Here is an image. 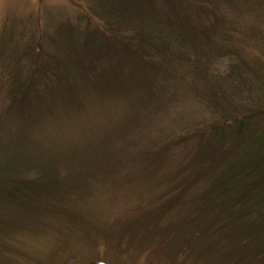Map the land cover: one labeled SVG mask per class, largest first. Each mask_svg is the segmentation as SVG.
Here are the masks:
<instances>
[{
	"label": "rangeland",
	"instance_id": "obj_1",
	"mask_svg": "<svg viewBox=\"0 0 264 264\" xmlns=\"http://www.w3.org/2000/svg\"><path fill=\"white\" fill-rule=\"evenodd\" d=\"M121 1L0 0V175L17 187L11 175L19 171L4 174L9 160L56 173L41 202L0 196V264L215 260L200 254L197 235L186 251L180 246L195 234L196 206L218 164L244 151L247 136L264 129V115L236 137L210 105L203 78L220 82L215 90L226 92L235 121L264 110V0H130L134 33L187 31L182 44L170 41L177 51L169 64L141 49L139 35L119 34L120 48L135 36L130 46L154 58L152 70L139 56L106 53L110 5ZM31 54L61 80L39 75L29 105H13L15 77L28 80L37 70ZM172 223L177 236L165 233ZM244 249L232 246L245 257L238 264H264L247 253L250 244Z\"/></svg>",
	"mask_w": 264,
	"mask_h": 264
},
{
	"label": "trees",
	"instance_id": "obj_2",
	"mask_svg": "<svg viewBox=\"0 0 264 264\" xmlns=\"http://www.w3.org/2000/svg\"><path fill=\"white\" fill-rule=\"evenodd\" d=\"M124 1H121L120 5H110L112 6V13L107 17L108 21L106 22L108 24L106 32L110 35L104 37L108 41L105 49L106 53L114 51L113 54H116V52H120V57L126 60H131L139 56V59L140 57L142 58L140 59L142 66H145L147 70L156 69L154 58H152L150 54L147 55L140 49L138 51L130 46L131 39L135 36L129 40L123 41V47H119L122 46L120 44L122 40L119 38V34L132 33L133 29L131 28L138 25L136 21H133V15L135 14L131 12L133 9L131 8L132 3L130 0ZM137 29L138 27L132 35H139V41L141 42L139 47L141 49L147 46L150 47V50L154 53L151 54L152 56H158L168 64L177 51L176 49L172 52L169 51L170 41H174L176 45L178 42L182 44L181 41H184V37L181 36V32H187L179 28L175 31H170V35H168L166 31L155 35L151 34L150 31L148 35L147 33H142L145 28L140 32H138ZM167 39L169 40L167 41ZM119 40L121 41L120 43H118ZM107 41L104 40V43ZM200 42H202V40ZM116 47H119L120 50H116ZM37 49H40V52H42L41 43ZM31 59L33 60V64L36 65L37 70L31 71V77L28 80L22 79L19 81L18 76L15 77L17 84L15 85L14 91L11 92V97L14 99L13 105L17 102L22 106H26L32 101L38 88L35 86V82H38L39 75L42 76L43 80L55 82L61 80L59 70L51 65L42 66L37 63V56L33 54H31ZM203 79L210 83L209 86H212V90L209 92L207 91L205 94L210 105H213V107L216 105L218 108L217 111H220L221 115L226 119V123L230 125V133L233 131L236 133V137L247 132L251 124L250 119L264 115V110H260L254 112L250 116H245L238 122L235 121L237 118L232 117V109L228 108L231 106V101L227 98L228 96H221L225 91L221 93L220 90H215L216 88L220 89V82L215 80V77H211V74H208V77L204 76ZM233 87L235 88V86ZM233 87H230V91L234 90ZM223 132L228 134V130L226 129H223ZM247 138L248 140L245 142L248 141V143L243 152L240 150L226 160V162L222 161L223 163L220 162V164H218V172L212 178L209 188L204 192V202H202L210 207V213L208 210L205 211L204 207L206 205L202 204L201 201L199 205L197 204L196 207H199L202 216L194 225L193 230H195V234H193L192 231L188 232L185 238L190 240H187V243L180 246L182 251H186L185 249L189 245V241H194V235H197L196 241L200 254L214 257L215 260L213 264H238V262L242 261V259L244 260L245 257L243 254H238V251L233 252L232 246L238 250L241 249L242 253H244V246L249 244L250 249L247 253L250 254V257L254 258V260L256 259L255 262L264 260V129L259 132L258 135H250L247 136ZM232 140L234 141L235 139L232 138ZM229 145L231 144L228 143V146ZM221 154H223V151ZM12 161L13 160H9L7 169H3L5 170L4 174L12 173V171L17 172L16 170H18L21 176L11 175L13 179H16L14 184H16L17 187H9V185H11L10 181H7L5 177L0 175V196L13 200L15 197H18L24 200L22 202L27 201L31 203L41 202V200L38 201V199H45L42 197L48 199L50 185L55 182V179L51 180L56 176L55 170L48 169L45 165H42V163H38L39 165L35 167V165L30 164V162H25L23 165L22 163L15 164V162ZM215 161L216 159H212L210 163ZM221 163L222 165H226L220 168ZM18 165L19 167L14 168ZM30 169L31 171L33 170L34 175L29 174L31 173ZM29 175L31 176L27 178L26 176ZM198 175L199 172L195 177ZM202 175L203 171H201L197 178ZM197 178L194 181H197ZM20 188L22 189V197L18 196ZM178 226L179 223H172L165 230V233L167 235L177 236L178 234H175V231ZM167 239L170 241L177 238H168L166 236L165 240ZM253 262L254 261L250 259L247 263L252 264Z\"/></svg>",
	"mask_w": 264,
	"mask_h": 264
}]
</instances>
